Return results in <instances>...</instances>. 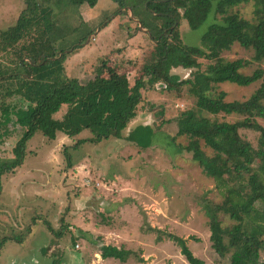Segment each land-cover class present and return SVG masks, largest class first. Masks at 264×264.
I'll use <instances>...</instances> for the list:
<instances>
[{
	"label": "trees",
	"instance_id": "1",
	"mask_svg": "<svg viewBox=\"0 0 264 264\" xmlns=\"http://www.w3.org/2000/svg\"><path fill=\"white\" fill-rule=\"evenodd\" d=\"M66 1L78 9L82 4L93 7L98 0ZM112 1L118 5L114 14L129 10L154 42L151 58L143 66L144 74L132 85L126 74L117 75L110 70L111 74L105 62L96 67L93 78L86 82L66 76V56L83 40L67 44V51L58 46L59 42H67L68 33L57 24L46 0H25L16 22L0 29V141L10 134L12 126L22 129L10 150L11 156L0 159V192L2 176L23 163L27 143L35 132L54 140L59 133L73 138L88 130L90 138H78L75 146L86 140L122 138V131L136 115L139 104L145 101L144 89L156 83L171 89L184 84L200 99V110L210 115H196L194 110L182 113L177 134L188 139L185 150L192 153V159L212 179L221 196L219 202L202 199L211 247L221 258L229 255L228 264H261V252L264 254V67L242 74L240 69L244 63L224 61L221 53L238 43L252 49L254 61L264 63V0H253L252 21L233 10L248 0ZM209 12L220 15V20H214L207 27L200 39L202 46L183 44L178 32L180 20L189 28H196ZM199 58L209 61L206 70L197 68L192 71V78L174 83L177 74L171 70L178 66L196 68ZM257 81H261L259 86L244 100L225 101L224 92L216 96L209 92L211 83L248 86ZM11 97L14 99L5 100ZM219 113L241 117L234 121L220 120ZM240 130L257 132L256 146L243 138ZM125 139L142 147L149 146L151 129L136 125ZM219 213L227 215L232 224L222 226ZM168 237L178 244L188 264H206L192 253L185 240L171 233ZM99 249L102 259L112 258L122 263L134 253L123 246L100 245Z\"/></svg>",
	"mask_w": 264,
	"mask_h": 264
},
{
	"label": "rangeland",
	"instance_id": "2",
	"mask_svg": "<svg viewBox=\"0 0 264 264\" xmlns=\"http://www.w3.org/2000/svg\"><path fill=\"white\" fill-rule=\"evenodd\" d=\"M24 1L0 0L2 29L15 23V18L25 7ZM46 1L53 10V18L57 24L68 33L67 42H59L58 46L67 51V44H78L83 40L76 50L66 52V76H77L82 83L86 82L93 78L95 69L101 62H105L109 71L112 67L117 68L118 71H114V74H126L130 85L144 74L143 66L151 58L154 42L145 28L142 30L139 27V21L133 18L129 10L114 14L118 5L112 0H98L93 7L82 4L78 9L69 5L66 0ZM2 5L5 7H1ZM252 5L253 0H248L233 10L252 21ZM214 20H220V15L213 12H209L207 18L196 28H189L184 20H180V40L188 46H202L201 36ZM106 26L109 27L106 29ZM72 29L74 30L71 31ZM92 30L94 31L89 33ZM129 41L134 43L130 46V53L124 57L123 49L129 47ZM221 56L224 61L240 60L244 63L240 69L242 74L248 75L256 68L264 67V63L254 61L252 49H246L238 43L223 51ZM198 62L196 68H173L171 72L177 74L173 79L174 83L192 78V71L197 68L206 70L209 61L199 58ZM260 82L248 86H238L231 82L211 83L209 92L215 96L224 92L225 101L244 100ZM171 88L163 83H156L152 88L144 89L145 101L139 104L136 116L128 122L126 128L130 129L122 131V138L112 137L97 142L86 140L75 146L78 138H90L91 133L85 129L71 139L60 133L54 140L47 139L41 132L33 134L27 143L23 163L1 178L0 264H188L180 247L168 237V233L185 240L192 253L206 264H228L229 255L221 258L211 247L208 218L202 208L203 198L219 202L221 196L212 179L192 159V153L185 150L188 139L177 134L178 120L182 113L194 110L196 115H210L200 110V99L188 91L187 85L179 84L174 89ZM11 99L14 97L5 98L8 102ZM217 117L220 120L234 121L241 116L219 113ZM139 124L151 129L149 146L142 147L125 139L132 127ZM12 127L9 129L10 134L0 141V159L11 156L10 150L22 132L20 127ZM240 134L256 146L257 132L240 130ZM204 149L211 153L210 149ZM83 155L88 157L93 169L102 170L100 174H96L101 181L110 185L106 178L117 176L116 182L104 190L101 198L104 203L103 196L109 200L104 208L118 203L128 206L126 219H129L128 224L132 226L130 243H134L132 248L135 250L124 263L112 258L102 260L99 257L101 236H84V241H77L78 237L73 236L74 233L78 234L77 227L71 229V233L63 231L66 234L63 239L67 243L64 256L57 249L48 251L49 241L63 234H60L62 229L60 222L58 223L62 217L66 223H75L79 214L85 215L84 219L98 218L99 214L106 218L98 210L93 213L86 211L87 207H68L67 189L69 193L71 190L68 172L71 168L67 166V162L69 160L76 163ZM58 158L62 159L60 165L57 164ZM64 174H67L65 178ZM87 186L92 189L87 197V202L91 203L94 199L91 194L97 195L95 179ZM78 192L80 193L79 190ZM110 200H115L116 203ZM69 209L74 210L73 217L66 215ZM114 212L117 211H113L116 215ZM219 219L222 226L232 224L227 215L219 213ZM115 224L118 223L115 221ZM114 238H110L111 242L115 241ZM75 242L82 248L77 249ZM138 244H142L146 251L143 263L137 262L141 249ZM263 261L264 254L261 252V264Z\"/></svg>",
	"mask_w": 264,
	"mask_h": 264
},
{
	"label": "crops",
	"instance_id": "3",
	"mask_svg": "<svg viewBox=\"0 0 264 264\" xmlns=\"http://www.w3.org/2000/svg\"><path fill=\"white\" fill-rule=\"evenodd\" d=\"M3 6L5 7V5H2L1 7H3ZM11 18H12V16H11ZM16 19L17 18H15V22H16ZM0 24H2V21H0ZM9 26H11V25H9ZM9 26H7V27H9ZM108 27L109 26H106V29ZM0 29H2V28L0 27ZM132 43H134V42L129 41V47H126L125 49H123V55L125 54L124 57H127L126 55L128 52L130 53V48H131L130 46L132 45ZM137 53L141 54V52H137ZM65 61H66V59H65ZM65 61H64V68H66L65 67ZM112 70L115 72L118 71V69L115 67H112ZM76 78H78L80 81L79 77L76 76ZM143 95H144V91H143ZM133 127H135V126H133ZM128 128H126V130ZM124 131H125V129H124ZM59 134H57L56 138L59 137L58 136ZM64 136H66V135H64ZM102 156H104V155H102ZM58 159H57V164L60 165L62 159L61 158H58ZM68 162H69V160H68ZM70 162H71L70 163L71 166H69V167L71 169H70V172H68V180L71 181L69 183L71 190L69 193L68 192L69 190L67 189L68 207H70L71 205L74 207V209L76 207L78 209L87 207L86 211H92L93 213H96V211L98 210V212L104 213V216L106 218L104 219L103 216L101 214H99L98 218H94V219L85 218L84 219L85 215L83 216L82 214H79V216H81V218L79 216H77V218H76L77 221L75 223H72V222L66 223L64 221L65 218L63 219V217H62L60 219V221H58V223L60 222V228L62 229V231H60V234L63 233V231H65V230H68L70 232L71 229H73L74 227H77L76 230H77L78 234L74 233L73 236L76 238L78 237L77 241H79V242H82V241H84V239H86V237H84V236H93L94 238H96V236L97 237L101 236L100 240H102V242L99 243V245H98L99 247H100V245H113L116 247L123 246L126 249H130V250L134 251L135 249L132 248V245L134 243L133 244L130 243V241H131L130 237L133 235V232L131 230L132 226L128 224L129 219L128 218H127L128 220L126 219V210H128V206L127 205L123 206L120 203H118V204H114L111 207L104 208L109 200H108V198H106V196H103L104 201H105V203H104L102 201V198H101V196L104 195V193H105L104 190L108 189V187H110V185L112 183L116 182L115 179H117V176L116 175L108 176L106 178L107 183L110 184V185H108L104 181H101V178L99 179L98 175H96V174H100L102 172V170H100L99 168L93 169V167L90 163V160L88 159V157H85V155H83V157H80L76 163H72V161H70ZM65 176H67V174H64L63 177L65 178ZM75 178L77 180H75ZM93 179H95V182H96L97 195L94 193L91 194L94 197V199L92 200L91 203H89V202H87L88 201L87 197L89 195V191H92V189H89V186H87V185ZM78 190L80 191V193L78 192ZM90 193H92V192H90ZM69 197H70V199H69ZM110 201H114V203H116L115 200H110ZM115 210L117 211V212H114V213H116V215L113 214V211H115ZM73 211H74L73 209L72 210L69 209L68 213H66V215L68 217L69 216L73 217L74 216ZM105 211H107V212H105ZM97 219H98V221H97ZM115 221L118 224H115ZM29 230H31V226H30ZM51 232L53 234H55L54 231L51 230ZM65 232L67 234V231H65ZM64 234L65 233H63L62 235H60L59 237H56V238L53 236L55 239H51L49 241L50 245H49L48 251H53L54 249H57L60 252L61 256L65 255L63 253H64V250H67L66 249L67 243L64 242L63 238L66 235V234L65 235ZM113 237H115L114 238L115 241L111 242L110 238L113 239ZM140 242L144 243L143 241H140ZM75 244H76L77 249L82 248L78 242H75ZM138 245H140L139 247L141 249H139V261L137 259V262L143 263V261H144L143 259H146V251L144 250V246L142 244H138ZM1 247H2V243H0V249H1ZM142 249H143V253H142ZM98 250H100V249H98ZM74 252H75V250H74ZM78 252H80V251L78 250ZM99 257L101 258V256H99ZM102 260H104V259H102Z\"/></svg>",
	"mask_w": 264,
	"mask_h": 264
},
{
	"label": "water",
	"instance_id": "4",
	"mask_svg": "<svg viewBox=\"0 0 264 264\" xmlns=\"http://www.w3.org/2000/svg\"><path fill=\"white\" fill-rule=\"evenodd\" d=\"M131 15H132V13H131ZM139 27H140L142 30H144L140 23H139ZM145 31H147V30L145 29ZM147 32H148V31H147Z\"/></svg>",
	"mask_w": 264,
	"mask_h": 264
}]
</instances>
